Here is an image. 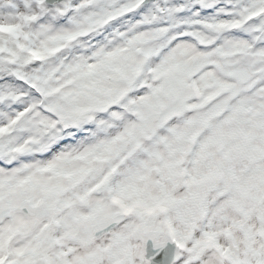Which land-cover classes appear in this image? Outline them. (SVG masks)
Masks as SVG:
<instances>
[{
    "label": "snow or ice",
    "instance_id": "6c2138e0",
    "mask_svg": "<svg viewBox=\"0 0 264 264\" xmlns=\"http://www.w3.org/2000/svg\"><path fill=\"white\" fill-rule=\"evenodd\" d=\"M0 264H264V0H0Z\"/></svg>",
    "mask_w": 264,
    "mask_h": 264
}]
</instances>
